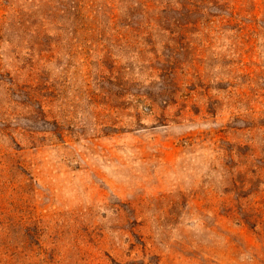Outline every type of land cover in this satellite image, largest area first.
Masks as SVG:
<instances>
[{
  "label": "rangeland",
  "instance_id": "1",
  "mask_svg": "<svg viewBox=\"0 0 264 264\" xmlns=\"http://www.w3.org/2000/svg\"><path fill=\"white\" fill-rule=\"evenodd\" d=\"M168 1L0 0L13 264H264V131L246 132L264 122V0L194 14L187 51Z\"/></svg>",
  "mask_w": 264,
  "mask_h": 264
},
{
  "label": "trees",
  "instance_id": "2",
  "mask_svg": "<svg viewBox=\"0 0 264 264\" xmlns=\"http://www.w3.org/2000/svg\"><path fill=\"white\" fill-rule=\"evenodd\" d=\"M170 2H172L174 5L173 9H174L175 15H174L173 19L169 18L165 21L166 23L163 25V28L165 29V32L168 34L169 40L172 39V35L176 36V42L179 44V48L183 51H187V48L185 45L186 43H184L185 38H186V34L192 32V30L188 29L187 27L190 24H196V22H197V21H192L189 18H191V16H193L194 14L199 13V16L202 19V16L205 13L210 14L208 12V8H209L210 4H213L215 9H222L221 4H224V3H221L220 0H169L167 2V7L170 6V4H168ZM63 11L65 12L66 9H64ZM214 15H216V14H213L212 16H214ZM26 22L28 23V21L25 19L20 20L21 26H25ZM30 23H31L30 27L35 26L37 28V30H43L44 31L43 28L45 26V23H42V22L36 23L35 21H32ZM43 39H45V38H43ZM149 43H150V39L146 38V44L145 45L147 46V45H149ZM38 44L42 45L44 48L43 42H40V43L38 42ZM36 48H37V45H36ZM43 50H45V49H43ZM46 51H47V49H46ZM45 56L46 55L44 53V55H41L39 58H43ZM169 57H170V59H167L166 63L163 64L165 67H161L164 70V73H166V75H168V76L169 75H175V71L180 69L178 61L175 65H173L174 63L171 61V57H172L171 53L169 54ZM180 72L183 73V71H180ZM262 90H263L262 92H260V93L258 92V96H260V97L264 96V89H262ZM43 96H45V95H43ZM34 97H36L35 100L37 101V104H38L36 114L44 117L43 105H42L41 101L39 100L38 96L34 95ZM246 129H247L246 132H248V131L251 132L253 129H259V131L260 130L264 131V122H261V124L259 123L258 126L247 127ZM238 130H240V129H238ZM53 133L55 134L57 139L61 138L62 134L58 129H55L53 131ZM45 138H46V136H44V135L40 137L42 142L44 140H46ZM263 142H264V139H263ZM247 149H249L248 145H247ZM0 245L2 247V249L0 250V253L5 255V259L0 260V264H13L11 260L13 257H15L16 251L12 247L11 242L6 241V240H2Z\"/></svg>",
  "mask_w": 264,
  "mask_h": 264
}]
</instances>
